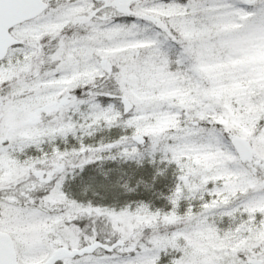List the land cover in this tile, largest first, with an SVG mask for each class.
I'll list each match as a JSON object with an SVG mask.
<instances>
[{"label":"snow or ice","instance_id":"obj_1","mask_svg":"<svg viewBox=\"0 0 264 264\" xmlns=\"http://www.w3.org/2000/svg\"><path fill=\"white\" fill-rule=\"evenodd\" d=\"M0 264H264V0H0Z\"/></svg>","mask_w":264,"mask_h":264}]
</instances>
